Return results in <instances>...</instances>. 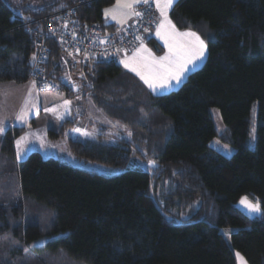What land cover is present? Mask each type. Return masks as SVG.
Returning <instances> with one entry per match:
<instances>
[{
  "label": "trees",
  "instance_id": "obj_1",
  "mask_svg": "<svg viewBox=\"0 0 264 264\" xmlns=\"http://www.w3.org/2000/svg\"><path fill=\"white\" fill-rule=\"evenodd\" d=\"M114 1L77 3L79 35L91 23L116 33L136 19L133 14L117 28L104 24L103 10ZM72 4L0 0V83L33 82L30 71L40 53L47 83H33L39 89L55 85L65 100L75 98L73 106L58 109L57 114L68 108L69 116L58 119L48 136L61 138L78 159L123 169L104 174L37 151L16 162L14 139L25 126L5 129L0 135V264H20L23 250L41 238L44 246L32 252L49 253L45 264L55 258L63 262L62 257L65 264H236L234 250L247 264H264V0H176L171 21L197 31L207 51L204 63L179 88L160 95L125 71L118 58L69 55L49 16ZM146 42L161 51L153 37ZM88 102L126 127L128 135L99 133L102 124L94 138L89 131L82 135ZM254 105L255 139L249 146ZM211 108L219 112L220 132ZM214 138L232 153L212 148ZM138 157L141 167L131 165ZM242 196L260 201L258 216L235 206ZM43 209L53 214L47 231L26 222ZM221 228L232 229L231 246Z\"/></svg>",
  "mask_w": 264,
  "mask_h": 264
},
{
  "label": "rangeland",
  "instance_id": "obj_2",
  "mask_svg": "<svg viewBox=\"0 0 264 264\" xmlns=\"http://www.w3.org/2000/svg\"><path fill=\"white\" fill-rule=\"evenodd\" d=\"M29 1L33 2L37 0H29ZM39 1H42V0H39ZM203 63H204V60L201 62L199 66H196V68L194 69L192 68L188 73L199 68ZM186 76L182 79L180 84L176 85L174 83L172 88L158 89L156 92H152L149 88L148 90L152 94H155V95L168 93L169 91L179 88L182 82L185 80ZM68 83L72 87L76 86L74 82L72 83L68 82ZM25 101H28V108L30 109V111L28 112L26 119L23 122H21V121H18L16 117L20 114L21 110L25 108ZM64 101H66L64 93L60 92V90L55 85L48 86L44 89H39L32 81H27L23 83H14V82L0 83V122H3L4 131L8 127L25 126L24 131L20 135L15 137L14 139V161L16 162L20 161L23 158H25L28 155V153H30L31 151H37L44 158L53 157V158L59 159L72 166H77V167H81L85 169H91V170H95V171H98L104 174H117L121 172L123 168L112 167V166H108L102 163L78 159L71 153L68 146L62 141L61 138L51 139L48 136L49 129L57 130L58 128L57 120L60 119L59 117L61 115L64 117L63 119L69 116L68 108H66L62 113L57 114L58 109H62L64 107ZM67 101H70V104H68L67 107L68 106L71 107L74 105V104L72 105V103L75 101V98L67 100ZM32 105H35L36 107L33 108ZM46 108H49V109L56 108L57 111L56 112L45 111ZM83 108H84L83 110L85 111L84 119L86 121V124L85 126L81 124L80 127L81 126L86 127L87 125L89 128H91L90 130L92 131H89L88 133L90 134L91 132L92 134L91 137L93 138L95 137L93 133L94 132L97 133L98 131L97 128L100 127L101 124L105 128L103 130H99V133H103L109 137L117 136L116 133L122 136L128 135L129 131L126 127H123L122 125H119L115 121L108 118L101 110H99L94 105H92V103L88 102V104L87 103L84 104ZM210 113H211V117H212L216 130L220 132L223 128V123L220 118L218 110L216 108H211ZM31 120H34V122L31 123ZM250 123L251 125L249 128L248 145L253 146L254 139H255V129H256L255 128L256 127V105H254L252 108ZM29 125H32V126H29ZM117 130L124 131L125 133L122 132L123 134H119ZM3 132H0V135H2ZM21 137H25V139L21 141V144L18 147L16 142L17 140H20ZM209 145L224 155H230L232 153V147L229 146L228 144H225L219 141L217 138L212 139ZM143 154H146V153L143 152ZM142 163H143L142 158L140 159L138 157L131 162V165H139L141 167ZM5 184L6 183H3L2 185H5ZM11 191L12 190L10 187V189H8V192H6V195H3V196L5 198H10L9 193H11ZM43 210L45 211V213H42L41 211H40V214H37L35 212L32 213L34 216L28 217L26 222L34 221L40 226V229L47 231L53 214L52 212H49L48 210H45V209ZM220 231L225 237L228 244L231 246L230 232L232 231V229L231 228H221ZM45 241H46V238H41L39 240H36L30 245L29 249L26 250L27 252L23 250L24 255L20 257L21 260L19 261V263L20 264H45L47 263L46 261L47 258H45V256L49 255V253L45 252L43 249H42L43 251L42 250L41 251L45 255H40L42 253H39V252H36V253L32 252L33 247L35 248L37 247L41 249L42 246H44ZM11 244L14 245L13 242ZM234 252L236 254L238 253L235 250ZM62 260L63 262H61L60 259L55 258L53 263L54 264L67 263V261H65L63 257H62ZM236 264H240V261L238 258H237Z\"/></svg>",
  "mask_w": 264,
  "mask_h": 264
},
{
  "label": "snow or ice",
  "instance_id": "obj_3",
  "mask_svg": "<svg viewBox=\"0 0 264 264\" xmlns=\"http://www.w3.org/2000/svg\"><path fill=\"white\" fill-rule=\"evenodd\" d=\"M122 0H117V7L121 6ZM139 2V0H134ZM144 3H149V0H143ZM156 7L160 10V14L163 17L160 24L157 26L156 35L164 41L165 46L168 48V52L159 58L152 56L151 51L147 49L141 42L140 48L136 50L131 58L122 60L125 68L135 72L141 80L151 89L156 92L158 89H169L173 87V84H180L185 74L194 68L198 61L205 58L207 51V44L201 37L191 31L179 33L176 31L175 26L168 20L167 11L171 9L176 0H155ZM124 8H131V3H123ZM139 16L140 13H132ZM111 15L113 20L117 22H123L126 14L122 13L118 19L114 10H105V16ZM147 31V29H145ZM137 39H141L137 37ZM71 55V53H69ZM35 59V56L33 57ZM70 101H64V105L67 106ZM32 107H36L32 105ZM30 109L28 108V101H25V108L21 110L20 114L16 117L18 121L23 122ZM45 111L56 112V108H46ZM63 119L61 115L59 117ZM4 131L3 122H0V132ZM78 131V130H77ZM25 137H21L17 140V146L21 144ZM227 147V146H225ZM153 163V162H150ZM239 203L248 209L249 212L259 213L261 212V203L256 200L253 203L247 196L241 197ZM240 261V264H247L243 257L239 253L236 254Z\"/></svg>",
  "mask_w": 264,
  "mask_h": 264
},
{
  "label": "built area",
  "instance_id": "obj_4",
  "mask_svg": "<svg viewBox=\"0 0 264 264\" xmlns=\"http://www.w3.org/2000/svg\"><path fill=\"white\" fill-rule=\"evenodd\" d=\"M73 1L75 4L55 11L49 16L50 27L54 33L58 32L64 49L69 50L72 55L81 57L83 55V58L95 56L105 60L117 59L122 54L131 51L142 39L143 34L151 30L156 23L154 2L149 0L146 4L142 1L133 10L134 13H140V15H135L136 19L125 25L122 30L116 33L104 32L97 24L91 23L84 27V34L79 35L80 25L76 17V5L87 2V0ZM57 26L61 28L58 29ZM41 60V54L38 53L31 67L30 76L33 82L44 87L47 79L41 74L42 69L39 65Z\"/></svg>",
  "mask_w": 264,
  "mask_h": 264
},
{
  "label": "crops",
  "instance_id": "obj_5",
  "mask_svg": "<svg viewBox=\"0 0 264 264\" xmlns=\"http://www.w3.org/2000/svg\"><path fill=\"white\" fill-rule=\"evenodd\" d=\"M140 1H141V0H139V2H140ZM152 1L154 2L155 6H156L155 0H152ZM124 2H125V0H122V2H121V6H120V7H117V0H115L114 3H113L112 5L106 7V8L103 10V20H104V24L112 25L113 27L117 28V27H121V26H123L124 24L129 23L130 21L133 20V18H134V17H133V14H132V13H133V9H134L135 5H136L138 2H134V0H126V2L131 3V5H132V7H131L130 9H129V8H124V7H123V3H124ZM106 9H107V10H114L115 13H116L117 16H118V19L120 18V16H121L122 13L126 14V17L124 18L123 22H117V20H113V19L111 18V15H109V16H105V10H106ZM156 9H157V20H156V24L153 26V28H152L147 34L144 35V38L141 40V42L143 43V45H144L147 49H149V50L151 51L152 56H154V57H156V58H159V57H161V56H164V55L168 52V48L165 46L164 41L161 40L160 37L156 35L157 26L160 24L161 20L163 19V17H162L161 14H160V10H159L157 7H156ZM170 10H171V9H168V11H167V17H168V20L171 21V19H170ZM171 24L175 26V24H174L172 21H171ZM175 29H176V31L179 32V33H183V32H186V31L195 32V33H197V34L201 37V39H203L202 36H201L197 31H195V30H193V29H187V28H186V29H179V28H177L176 26H175ZM149 36L153 37V38L159 43V45L161 46V51H160V52H156L155 50H153V49L148 45V43L146 42V39H147ZM203 40H204V39H203ZM141 42L138 44V46H137L134 50H132V51H130V52H127V53H125V54H122V55L118 58L117 63H118V64H119V65H120L125 71H127V72L133 74V75H134V76H135L140 82H142V83L146 86V88L148 89V86L144 83L143 80L140 79V77H139L135 72H132L130 69L125 68V67H124V64L121 63L122 60H125V59H128V58H131V57L133 56V54L136 52V50H137L138 48H140V46H141ZM203 60H204V59H203ZM203 60L198 61L197 64H196V66H199ZM196 66H195L194 68H196ZM194 68H193V69H194ZM191 69H192V68H191ZM187 73H188V72H187ZM187 73H186V74H187ZM186 74H185V76H186ZM185 76H184V77H185ZM150 90H151V89H150ZM151 91H152V90H151ZM152 92H153V91H152ZM90 129H91V128H88V127H85L84 129H81V132H83L82 135H85L88 131H92V130H90ZM235 257H236V261H237V255H235Z\"/></svg>",
  "mask_w": 264,
  "mask_h": 264
},
{
  "label": "water",
  "instance_id": "obj_6",
  "mask_svg": "<svg viewBox=\"0 0 264 264\" xmlns=\"http://www.w3.org/2000/svg\"><path fill=\"white\" fill-rule=\"evenodd\" d=\"M243 197V196H242ZM241 199V198H240ZM240 199L237 201V203L235 204V206L237 207V208H239L240 210H242L245 214H247L249 217H254V216H258L259 214H260V212L259 213H252V212H249L248 211V209L247 208H245L243 205H241L240 203H239V201H240ZM253 203H255L254 201H252Z\"/></svg>",
  "mask_w": 264,
  "mask_h": 264
}]
</instances>
